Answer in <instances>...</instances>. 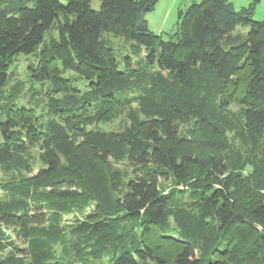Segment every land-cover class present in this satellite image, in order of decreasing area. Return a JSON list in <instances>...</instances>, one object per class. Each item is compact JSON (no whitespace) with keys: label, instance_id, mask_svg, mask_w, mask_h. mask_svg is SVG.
<instances>
[{"label":"trees","instance_id":"16d2710c","mask_svg":"<svg viewBox=\"0 0 264 264\" xmlns=\"http://www.w3.org/2000/svg\"><path fill=\"white\" fill-rule=\"evenodd\" d=\"M157 1L100 0L92 9L90 0H0V91L12 57L35 54L29 75L50 82L46 105L60 117L38 125L32 108H6L0 161L39 143V176L83 183L97 179L84 173L85 146L90 165L103 171V182L83 191L95 200L97 223L105 220L96 234L100 252L118 251L111 264H264V16L252 18L253 3L236 9L231 0L193 1L178 11L177 31L162 39L145 20ZM52 27L57 37L46 42ZM104 32L130 41L152 68L137 69L139 61L125 56L121 69ZM67 70L88 81L86 91L71 86ZM133 83L140 94L120 97ZM229 102L241 106L239 116L226 109ZM123 105L129 124L121 131L81 126L84 114L108 121ZM188 122L192 129L182 134L179 125ZM229 131H242L261 157L253 177L259 185L246 197L240 189L249 181L237 185L223 155ZM111 160H125L133 175L125 180ZM167 178L197 192L193 203L176 204L175 191L164 193L159 180ZM112 218L138 219V239L114 233ZM28 236L29 260L3 264H52L47 239Z\"/></svg>","mask_w":264,"mask_h":264},{"label":"rangeland","instance_id":"374dc122","mask_svg":"<svg viewBox=\"0 0 264 264\" xmlns=\"http://www.w3.org/2000/svg\"><path fill=\"white\" fill-rule=\"evenodd\" d=\"M193 1L198 0H158L153 9L145 13L149 30L161 35L162 39H167L177 31L178 11L185 10ZM231 1L236 9L253 3L254 20H261L264 16V0ZM99 5L100 0H90L92 9H98ZM235 29L242 34L245 32V29L239 26ZM56 35V27H52L43 37L47 42L52 36L57 37ZM102 35L113 48L121 69H124L125 56L139 61L137 69L148 71L152 68L143 58V53L138 55L133 53L132 43L123 36L111 32H104ZM40 48L41 45L35 49V53ZM36 62L35 54H17L12 57L7 71L8 79L0 91V120L4 119L3 112L6 108L25 106L34 110L38 125L50 118L60 121V117L48 112L46 105L47 96L52 93L50 82L34 81L29 75V66L35 65ZM62 74L69 79L71 86L79 89L81 93L87 90L88 81L85 78L68 70ZM140 91L141 86L133 83L120 92V97L124 99L137 97ZM57 96L61 97V94ZM131 107L136 108L137 103L133 102ZM225 107L239 116L241 109L239 104L229 102ZM126 108L128 107L124 105L116 108L108 121H93L86 118L89 114H84L81 118V126L85 130L121 131L129 124ZM191 125V122L180 124L179 131L186 134L192 129ZM74 135L78 143H81L80 134ZM244 135L242 131L226 133L229 147L223 154L228 172L238 183L237 185L243 178L249 181V184L240 189V193L245 192L242 197L250 195V191H255V188H251L257 187L259 183L253 177L262 169L258 150L244 140ZM259 141L264 145V130ZM2 142L0 136V143ZM81 149L86 161L84 173L95 174L96 180L89 178L83 183L74 179L68 181L69 178L59 173L39 176L40 169L45 168L39 158V143L27 145L20 151L13 150L8 158L0 161V264L10 259H22L23 262L29 260L27 232L47 239L53 256L52 264H81L84 261L90 264L112 263L113 256L118 251L109 247L100 252L96 234L105 220L100 223L101 225L97 223L99 212L95 200L83 191V187L90 189L93 183L101 184L100 182L103 181L98 178H102L103 171L100 167L97 171L93 165H90L92 159L88 149L85 146ZM111 164L123 173L125 180L135 171L125 160L117 162L111 160ZM159 187L164 193L175 191L176 204H191L197 197V192H191L184 185H176L170 178L160 179ZM121 215L117 214L116 217ZM110 221L116 224V228L113 227L114 233L123 232L127 240H131L133 236L138 239L140 234L138 219L112 218ZM121 223H124V226Z\"/></svg>","mask_w":264,"mask_h":264}]
</instances>
